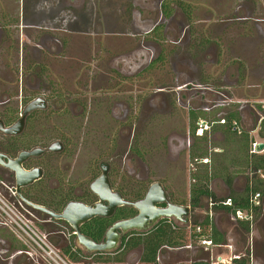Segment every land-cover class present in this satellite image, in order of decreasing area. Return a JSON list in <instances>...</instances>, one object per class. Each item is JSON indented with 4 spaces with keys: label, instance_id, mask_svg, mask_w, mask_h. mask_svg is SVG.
Returning <instances> with one entry per match:
<instances>
[{
    "label": "rangeland",
    "instance_id": "obj_1",
    "mask_svg": "<svg viewBox=\"0 0 264 264\" xmlns=\"http://www.w3.org/2000/svg\"><path fill=\"white\" fill-rule=\"evenodd\" d=\"M82 2L65 7L62 0H0V13L15 17L24 14V17L32 19L33 27L25 32L31 43L45 31L39 29L38 22L40 25L45 23L46 30L49 29L52 35H56L61 42L57 53L44 54L48 81H51L52 87L63 96H73L79 101L91 104L87 105L90 107L89 114H84L76 122L82 124L85 131L81 133L84 137L77 147L74 159L71 157L61 160L59 167L67 175V180H77L80 185L89 186L92 182L89 170L91 166L96 165L94 162L111 158L116 167L125 168L126 172L135 171L130 173L131 175H124L127 191L137 188L140 182L145 188L149 184L160 182L169 193L172 203H188L193 184L192 176L202 169L191 157L199 143L197 141L195 144L190 133V107L187 101H183L184 106L176 103V93L171 96L168 91L156 94L155 92L162 88L168 90L169 87L176 90L183 85L177 79L182 74L191 77L192 81L189 82L193 85H190L189 89L192 91L196 85L203 83L207 86L214 84L226 87L229 99L235 104L201 114L203 121L197 135L203 133L200 129L204 127L209 140V151L222 152L225 138L221 130L213 131V127H206L205 122H220L222 118L236 112L240 117V130H253L259 119L258 115L264 117V34L260 33L254 22L248 23L242 19L243 16L264 18V0H184L193 7V32L187 34L177 48L166 42L163 47L165 50L176 49L175 55L168 53L171 63H164L161 69L141 73L142 77L137 81L122 78L111 66L119 55L134 53L143 41L140 32L133 27V19L131 20L130 15L122 8L124 0ZM259 28L264 31V24L259 25ZM189 38L191 40L188 41ZM2 43L0 42V99L3 96L5 98L6 94L11 97L17 94V72L20 73L21 69L15 63L17 53L10 51L8 54L9 43H6L5 47H2ZM30 61L35 63L36 60L31 51H28L25 68ZM181 61H187L189 67H182ZM174 63L178 66V73H175L172 67ZM192 94L193 92H189L186 95L192 98ZM140 99L143 101L142 105L140 101L138 103ZM170 100L173 102L169 103ZM119 102H127L131 108H136L130 112L137 109L139 112L135 131V140L138 142L136 144L134 139L130 141L128 138L131 133L126 131L125 140L120 141L123 152L116 147H110L102 136L108 133L117 134L116 129L118 131L119 128L112 115V109ZM98 104L99 107L96 108ZM11 106H15L14 101ZM62 107L66 105L55 103V108ZM1 109L0 106V111ZM69 120L59 115L48 119L46 126L41 130V136V128L32 129V132L36 133L35 139H42L45 134L43 130L46 132L59 129L60 125H70ZM50 135L51 138L52 133ZM251 136L258 143L262 142L258 135L254 136L252 133ZM137 145L143 153L142 156L134 153L132 147ZM105 152H108L109 157ZM48 162L50 165L53 163L52 160ZM0 177L9 181L3 172H0ZM0 191L14 204V199L8 195L7 189L0 188ZM227 194L221 198L227 197ZM204 205L208 206L205 203ZM191 213V222L199 220L203 215L201 210L194 213L191 210ZM21 219L38 234L46 236L62 254L60 247L68 242L64 235L57 233L62 228L54 223H43V217H37L31 211L25 212ZM64 231L68 233V230ZM260 235L262 243L256 244V252L264 264V227ZM0 237L9 249L8 254L0 256V264H36L37 260H32L26 255L10 260V256L20 249L28 248L32 252L13 228L0 226Z\"/></svg>",
    "mask_w": 264,
    "mask_h": 264
},
{
    "label": "flooded vegetation",
    "instance_id": "obj_2",
    "mask_svg": "<svg viewBox=\"0 0 264 264\" xmlns=\"http://www.w3.org/2000/svg\"><path fill=\"white\" fill-rule=\"evenodd\" d=\"M62 2L65 7L73 6V4L77 5L83 3L82 0H62ZM122 8L126 13L130 15L131 20L133 19V27L137 32H140V35H142L143 37V41L139 44L137 49L133 51L134 53L119 55L120 57L115 59V61H113L111 64V66L114 68V71L117 72L122 78H127V80L137 81L142 77L140 75L141 73L143 74L151 70L161 69L163 68L164 63H166V65L170 64L171 60H169L168 53L173 56L176 54V49L165 50L163 48L165 46L164 44L166 42L172 43L175 46L174 48H177L181 45L187 34L193 32L192 26L195 19L193 7L184 2V0H124V2L122 3ZM178 15L179 17H177ZM68 17L70 18L71 16L69 15ZM252 17L253 16H243L242 20L248 23L254 22L260 33L264 34V31L259 28V25L264 24V18L254 19ZM32 23V19L24 17V14L21 15V17H15L9 14L0 13V42L4 43H2V47H5V44L9 43L7 52L8 54L10 51L17 53L15 63H17V67L20 66L21 68L20 73L17 72L16 84L18 86L17 88H15L17 94H15L13 97H11L10 94H6L5 98H3V96L2 99H0V106L2 108L0 111V154L7 156L9 159H16L18 155L24 151L42 149L45 152L39 157H32L27 160L23 164V168L26 171H31L37 168L41 169L43 175L40 180L36 181L32 185L21 188L20 194L27 201L25 202L21 198L17 190L15 172L3 165H0V172L5 173L6 177L9 179V181H7L5 178L1 179L0 177V182H2L4 186H6H2L0 188L11 189L15 191L16 198L12 197V199H14V204L16 206L19 207L18 203H21V205L25 208V210L21 207V209H18L22 215L26 212V210L28 213H30L31 211L36 214L37 217H43V223L56 224L57 226L62 228L61 230H58L57 233H60L67 238V245H70L72 243H74L75 245L76 233L67 224V222L52 218L49 214L39 209H35L31 205H29L28 202L39 207L46 208L57 214H61L70 203H82L87 206L96 205L100 200L99 197L94 194L92 185L99 177L103 175L105 169H107V174L112 191L114 193H120L126 199L125 192L128 190V187H125L126 180L124 178V175L126 173H128V175H131L130 173H135V171L130 170L126 172L124 170L125 168L123 169L116 167L114 165L113 159L104 158L99 162L95 161L94 164L96 165L91 166L89 173L92 182L89 186L80 185L77 180H67L68 177L66 174H64L65 172L61 170L59 164H61V160L71 157H73L74 159L75 157L77 147L81 144L80 141H82V138L84 137L81 133L85 131L84 126H82V124L79 125V123L76 122L84 114H89L90 107L87 106L89 102L86 103V101H79L73 96L67 98L63 96L59 91H57L54 87H52L53 83L51 81H48L46 75L44 54L57 53V47L61 42L55 34L52 35V33H50L51 31H49V29L46 30L45 23H42L40 25L38 22L39 29H44L45 31H41L42 33L41 35L39 34V37L36 39V41L31 43L29 37L25 32L27 29L33 27ZM189 40H191V38H189L188 41ZM201 44L202 43L200 42V45ZM28 51H31L32 57L36 61L35 63L33 61H30L27 68H25L24 63L26 64V56ZM186 62L187 61H181L182 67H189ZM172 67L175 73H178L177 64H172ZM189 69L191 71V68ZM190 78V76H185L182 74L179 78H177L182 82V86L178 87L176 90H174V88L173 90H171L172 88L170 87L167 88L168 90L162 88L161 90H156L155 94L159 92L166 93V91H168L172 96L176 93L175 95H178V99L176 98L175 101L181 106H184L185 101H187L190 107L189 117L191 118V120L193 115L194 117H199L200 121L197 124L198 126H200V124L202 123L203 119H201V116L206 114L205 112H213L217 109L219 110L221 107L228 108L231 107L232 104H235L233 100L229 99V92H227L226 87L222 88L214 84L213 86H207V84L203 83L204 85H196L197 87L192 91L191 89H189V86L193 85L192 82H189L192 81V79ZM189 92H193L192 98H188V96L186 95ZM13 101L15 105L14 107L11 106ZM36 101H40V108L34 109L26 116L23 131L17 135L8 134L6 130L13 128V126L16 125L24 117V112L27 107ZM139 101L142 105V99L138 100V103ZM172 102L173 100L169 101V103ZM55 103L56 105L59 103H64L66 107L55 108ZM98 107L99 104L96 106V108ZM131 107L132 106L127 102L116 103V107L112 109V115H114V118L117 121L116 124L119 128V132L116 129L117 134L113 133V135H110L108 133L107 135H102L104 140L108 142L110 147H116L119 151H122V149L120 148V141L125 140L126 131H129L131 133L130 137L128 138L130 141L134 139L136 144L138 142L137 139L135 140V131L138 126L137 116L139 112L137 109V111H132L133 114H131V110H136L135 107ZM77 109L79 110V112H77ZM140 112H142V109ZM56 115L70 119V125H60L58 127L59 129H52L46 132L45 130H43L42 132H44L45 134L42 136V139H39L38 142L32 143L28 139L30 133H33L31 132L32 129L41 128L39 132L41 136V130L44 128V126H46L47 120L50 118L53 119ZM258 116L259 119L256 121V127L253 130L248 131L250 134H252L257 127L260 130V126L262 121L264 120V117H262L261 115ZM220 117L221 114L219 118ZM222 120H225V118H222L220 122L218 120V123L214 121L213 123L205 122V124H207L206 127L228 124L226 120L225 123L222 124ZM240 124V120L235 124L233 123V125L236 127L235 129L238 130H240ZM197 132L196 136L192 135L190 127V133L194 138L195 144L197 138L202 137L205 133L203 132L201 135H197ZM50 133H52L51 138ZM52 138L54 140H51ZM53 145L56 146L55 152L49 150ZM71 146H73V148ZM132 148L134 149L135 154H137L138 156H142L143 153L141 149H139V145ZM106 149L108 151V148ZM214 152L221 151L215 150ZM105 154L109 157L108 152H105ZM192 155L193 153L191 154V157ZM48 160H52L53 163L50 165ZM6 161L8 162V160ZM128 162L130 163L131 160H128ZM117 180L119 182H117ZM8 185L11 186V188ZM151 185L152 184H149L145 188L140 182L138 183L137 188H133L128 192H132V190H141L142 192H144L145 197ZM36 194L39 195L38 198L40 200H36L34 198ZM167 194L170 198L168 192ZM120 209L121 208L116 211V214L112 218L99 217L87 222L81 227V230L87 224L94 223L96 220L102 219L109 221V223H112L109 226L111 227L116 222L124 220L123 218L117 216ZM136 215L137 211L135 210V214L132 217ZM172 224L175 225L174 223ZM0 226L10 227L8 224L3 223L2 221H0ZM64 229L66 231L68 230V233H66ZM45 238L48 240L46 236ZM24 248H26V246ZM8 252L9 249L6 245V242L0 237V256L2 254H8ZM23 255L28 256L32 260H37L36 264H45L41 259H39L35 255H32V252H30L28 248L16 251L10 256V260ZM235 257L237 256L235 255Z\"/></svg>",
    "mask_w": 264,
    "mask_h": 264
},
{
    "label": "trees",
    "instance_id": "obj_3",
    "mask_svg": "<svg viewBox=\"0 0 264 264\" xmlns=\"http://www.w3.org/2000/svg\"><path fill=\"white\" fill-rule=\"evenodd\" d=\"M228 124L213 126V131L221 130L224 134V143L222 152L209 151L208 137L206 132L202 137H198L199 147L193 151L192 158L198 162L202 169L192 176L193 184L190 189L188 203L174 202L178 205L188 206L192 212L202 209L206 199L211 201L213 208L223 210L229 214L237 215L238 212L254 213V219L258 214L261 204L255 205L253 197L257 194L264 195V179L259 172L264 174V154L254 153L253 145L255 139L249 132H242L233 125V122L240 120L238 113H232L225 118ZM199 117H192L191 133L196 136L199 129L197 125ZM32 132V131H31ZM36 133H30L28 139L38 142L35 139ZM259 136L264 139V120L261 123ZM217 149V147H215ZM204 160H209L204 163ZM248 175V186L244 192L240 193L234 190V182L240 174ZM222 179L229 189V195L220 199L211 189V182L215 179ZM39 195H35L36 200ZM125 197L129 201H139L144 197L141 190H132L125 192ZM230 200V205L225 203ZM135 214L132 207H123L119 210L117 216L128 219ZM112 223L107 220H96L82 228V233L89 236L96 242H101L104 238L105 231ZM249 231L250 224L248 221L243 223ZM197 228L201 233L197 234ZM208 239L212 241L213 246L225 243V237L214 226L209 212L203 219H195L190 227H177L169 221H163L159 226L154 228L150 233L141 235L138 233L130 234L124 241L122 250L116 254H96L94 256H85L78 250L74 243L70 245H61L62 255L68 258L73 264H128L126 258L129 254L142 248L140 260L136 264H159L158 255L161 249L171 248L178 249L187 246L196 247L198 241ZM135 257V254L133 255ZM251 259L248 256L239 260H234V264H250ZM130 264V263H129ZM135 264V263H134ZM191 264H211L210 261H195Z\"/></svg>",
    "mask_w": 264,
    "mask_h": 264
},
{
    "label": "water",
    "instance_id": "obj_4",
    "mask_svg": "<svg viewBox=\"0 0 264 264\" xmlns=\"http://www.w3.org/2000/svg\"><path fill=\"white\" fill-rule=\"evenodd\" d=\"M40 101L30 104L24 112V117L13 126L6 130L8 134H19L23 131L26 116L39 107ZM53 145L49 150L56 151ZM264 151V142L257 144V152ZM45 151L34 149L24 151L16 159H9L7 156L0 154V165H3L15 172L17 181V190L27 187L42 178L41 169L26 171L23 164L32 157H39ZM8 160V162L6 161ZM94 194L99 197V202L93 206H87L82 203H70L61 214L54 213L46 208L37 205H29L39 209L56 220H63L75 231V247L85 256H94L96 254H116L122 250L125 239L132 233L145 235L150 233L154 228L163 221L174 223L177 227L190 226L191 208L188 206L172 203L165 187L159 183H153L145 197L139 201H128L120 193H114L109 182L107 169L92 185ZM21 198L27 202L20 194ZM132 207L137 211V215L116 222L108 228L102 242L98 243L89 236L82 233L81 227L95 218H112L119 208ZM189 250L188 248H182ZM181 250V249H178ZM221 260V259H219ZM216 259H213L215 262Z\"/></svg>",
    "mask_w": 264,
    "mask_h": 264
},
{
    "label": "crops",
    "instance_id": "obj_5",
    "mask_svg": "<svg viewBox=\"0 0 264 264\" xmlns=\"http://www.w3.org/2000/svg\"><path fill=\"white\" fill-rule=\"evenodd\" d=\"M254 136H259L258 127L254 130ZM260 137V136H259ZM255 139V138H254ZM263 143L264 139H261ZM255 142L258 144V141L255 139ZM264 154V151L261 152ZM248 186V175L240 174L234 182V190L237 192H244ZM212 191L216 194V196L220 199L222 196L227 194L229 195V189L226 184L222 181V179H215L211 185ZM261 204V208L256 215V218L253 222H249L250 230L248 231L245 228L243 223L247 221L238 220L237 216L233 214H229L220 209H214L211 201L206 199L204 201L205 204L201 210L203 213L202 218L209 212L211 220L217 230L224 235L225 243L213 247H201L196 246L194 249L186 250V249H171V248H163L159 252L158 255V263L159 264H191L195 261H205L208 262L215 259L221 258H233L235 255L237 257L242 256L246 257L249 255L251 262L250 264H262L260 258L257 256L256 252V244L262 243V233L264 225V195H262L261 199H259ZM192 214V213H191ZM190 220V218H189ZM190 220V226H191ZM188 226V227H190ZM261 232H260V231ZM260 232V233H259ZM264 244V243H263ZM135 254V257L133 256ZM142 254V248L137 249L132 254H129L126 258V263L136 264L140 260V256Z\"/></svg>",
    "mask_w": 264,
    "mask_h": 264
},
{
    "label": "built area",
    "instance_id": "obj_6",
    "mask_svg": "<svg viewBox=\"0 0 264 264\" xmlns=\"http://www.w3.org/2000/svg\"><path fill=\"white\" fill-rule=\"evenodd\" d=\"M222 124L225 123V120L221 121ZM234 124L236 122H233ZM206 128V127H205ZM204 132L203 127L200 129ZM202 134V133H201ZM253 152H257V143L255 142L253 145ZM209 160H204V163H208ZM261 177L264 179V174L259 172ZM6 187L2 182H0V187ZM8 195L11 197L16 198V194L14 190L7 189ZM259 199H261L260 195L257 194L253 197V203L255 205H260ZM19 207L15 204L9 202L5 194L0 191V221L3 223L8 224L11 228L15 230V232L20 236L22 240L26 242V244L32 249V255H35L39 259H41L45 264H72L66 257H64L56 248L53 246L42 234H38L33 228H31L27 223L21 219L22 214L18 210L20 207L25 210V208L18 203ZM231 201L228 200L225 205H230ZM20 208V209H21ZM27 212V210H26ZM237 218L240 221H254V213L251 210L249 213L238 212ZM197 234L201 233V229L197 228ZM198 246L201 247H213L212 241L208 239H203L198 241ZM183 248H188L189 250L194 249L195 247L187 246ZM182 249V248H178ZM31 254V253H30ZM240 257H233V258H221V260L216 259L215 262L211 260V264H234V260L241 259Z\"/></svg>",
    "mask_w": 264,
    "mask_h": 264
}]
</instances>
